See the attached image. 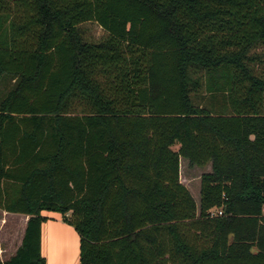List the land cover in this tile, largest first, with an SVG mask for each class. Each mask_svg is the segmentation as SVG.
Masks as SVG:
<instances>
[{"label":"trees","instance_id":"trees-1","mask_svg":"<svg viewBox=\"0 0 264 264\" xmlns=\"http://www.w3.org/2000/svg\"><path fill=\"white\" fill-rule=\"evenodd\" d=\"M3 81L0 264H45L44 210L78 264H264V0H0Z\"/></svg>","mask_w":264,"mask_h":264},{"label":"rangeland","instance_id":"rangeland-1","mask_svg":"<svg viewBox=\"0 0 264 264\" xmlns=\"http://www.w3.org/2000/svg\"><path fill=\"white\" fill-rule=\"evenodd\" d=\"M79 27L83 38L88 41H98L105 36V31L95 22H84ZM7 86L8 82L0 83V98ZM207 171H210V164L198 167L189 164L187 159H180L179 180L190 191L197 205L199 203L200 175ZM20 218L0 209V258L3 260L12 255L20 244L22 237V219Z\"/></svg>","mask_w":264,"mask_h":264},{"label":"crops","instance_id":"crops-1","mask_svg":"<svg viewBox=\"0 0 264 264\" xmlns=\"http://www.w3.org/2000/svg\"><path fill=\"white\" fill-rule=\"evenodd\" d=\"M22 219V232L26 216L12 214ZM46 220L41 223L40 253L45 264H78L79 237L73 226L63 221L62 216L54 211H41Z\"/></svg>","mask_w":264,"mask_h":264},{"label":"built area","instance_id":"built-area-1","mask_svg":"<svg viewBox=\"0 0 264 264\" xmlns=\"http://www.w3.org/2000/svg\"><path fill=\"white\" fill-rule=\"evenodd\" d=\"M209 214H210L211 216H214V215H217V214H221V210H220V209H217V208H211V209L209 210Z\"/></svg>","mask_w":264,"mask_h":264}]
</instances>
